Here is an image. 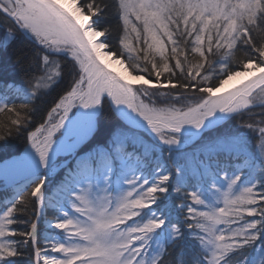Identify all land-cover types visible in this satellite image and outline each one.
<instances>
[{"label": "snow or ice", "instance_id": "6c2138e0", "mask_svg": "<svg viewBox=\"0 0 264 264\" xmlns=\"http://www.w3.org/2000/svg\"><path fill=\"white\" fill-rule=\"evenodd\" d=\"M0 151V264H264V0H0Z\"/></svg>", "mask_w": 264, "mask_h": 264}, {"label": "trees", "instance_id": "16d2710c", "mask_svg": "<svg viewBox=\"0 0 264 264\" xmlns=\"http://www.w3.org/2000/svg\"><path fill=\"white\" fill-rule=\"evenodd\" d=\"M21 48H23L24 50H27V47L25 46V45H18L17 46V50H19V49H21ZM11 51V50H10ZM242 70V69H241ZM136 73H134V75H135ZM8 75L9 76H11L12 75V73L11 72H9L8 73ZM16 79L19 81L20 79H21V76L20 75H17L16 76ZM163 79V78H162ZM62 84H63V82H62ZM53 95H54V93H53ZM50 100H51V97L49 96V97H44L41 101H40V103H41V105L43 106V105H45V104H48V103H50ZM258 111V110H257ZM104 119V121H105V123L106 124H110L111 123V121H112V118L108 115V114H106L105 115V117L103 118ZM37 122H39V118L37 117ZM258 142L255 140V139H253L252 141H251V144L253 145V146H255L256 144H257ZM13 144H14V148H18L21 152L23 151V147H24V139H23V137H20V138H13ZM167 157V153H165V158ZM8 159H11V156L10 155H8V154H6L5 152H3V151H0V163L1 162H4L5 160H8ZM61 174L60 175H62V171L60 172ZM52 183H53V180H52ZM52 185V184H51ZM6 195L7 194V191H0V195ZM1 201V200H0ZM22 227V226H21ZM16 259H22V260H25L26 261V258L25 257H20V258H16Z\"/></svg>", "mask_w": 264, "mask_h": 264}, {"label": "bare ground", "instance_id": "6f19581e", "mask_svg": "<svg viewBox=\"0 0 264 264\" xmlns=\"http://www.w3.org/2000/svg\"><path fill=\"white\" fill-rule=\"evenodd\" d=\"M98 39H100V38H98ZM109 64H110V67L112 69H114L116 72H124V68L121 65L114 64L111 61H109ZM253 75H255V73ZM248 79H249L248 76H242V77H237V78L229 81V83L226 84L223 89H221V94H224L229 90H232L234 87L239 86L241 84V82L247 81ZM136 86L138 87L139 85H136ZM61 131H63V129H61Z\"/></svg>", "mask_w": 264, "mask_h": 264}, {"label": "rangeland", "instance_id": "374dc122", "mask_svg": "<svg viewBox=\"0 0 264 264\" xmlns=\"http://www.w3.org/2000/svg\"><path fill=\"white\" fill-rule=\"evenodd\" d=\"M100 39H102V38H100ZM57 136H59V133H57L56 134ZM61 172V171H60ZM58 173L59 175L61 174V173ZM55 183H56V177L54 176L53 177V183H52V185H50L51 187H55ZM2 185V183H0V186ZM4 187V186H3ZM3 187H1L0 188V190L3 188ZM10 195H11V193H10V191H7V194L5 195H0V200L1 201H3L6 197H10ZM23 227V226H22ZM46 224L43 222V221H41V223L38 225V230L41 232V234L43 235L44 234V232H45V230H46ZM52 255H54V256H60L61 254H59V253H53Z\"/></svg>", "mask_w": 264, "mask_h": 264}]
</instances>
